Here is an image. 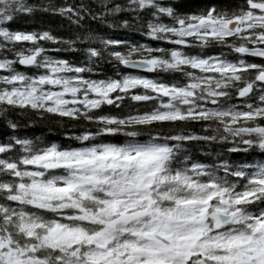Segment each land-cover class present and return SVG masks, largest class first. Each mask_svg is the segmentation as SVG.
Returning a JSON list of instances; mask_svg holds the SVG:
<instances>
[{
	"label": "snow or ice",
	"instance_id": "6c2138e0",
	"mask_svg": "<svg viewBox=\"0 0 264 264\" xmlns=\"http://www.w3.org/2000/svg\"><path fill=\"white\" fill-rule=\"evenodd\" d=\"M0 128V264H264V0H0Z\"/></svg>",
	"mask_w": 264,
	"mask_h": 264
},
{
	"label": "trees",
	"instance_id": "16d2710c",
	"mask_svg": "<svg viewBox=\"0 0 264 264\" xmlns=\"http://www.w3.org/2000/svg\"><path fill=\"white\" fill-rule=\"evenodd\" d=\"M70 2H71V0H70ZM59 23L60 22H59L58 18H57V22L55 24L50 25L46 18L32 19V18H29V17H22L21 19L16 21V23L13 25V27L16 30H20V31H33V30L39 31V30H43L46 27H52L56 34L65 35L66 36L68 34L67 30L65 28H60L59 27ZM110 34L114 35V36H116L118 38L128 40L131 43L146 44V45H148L150 47H168V45H166L165 43L160 42V41L151 40V39H149V38H147L145 36L140 35L139 32H136V31L119 29V30H116L115 32H110ZM27 46H28L27 44L24 45V47H27ZM45 46L48 47L50 45H45ZM120 50L123 51L125 49L122 48ZM134 58H136V57H134ZM249 59H258V58L249 57ZM103 68H104V72H105V74L107 76L114 75L113 66L112 65L105 63L103 65ZM120 71H129V70L128 69H124L121 66ZM133 74H136V73L133 72ZM141 75H144V74H141ZM153 75H146V76L151 77ZM160 78L163 79V80H169V79H171V75L168 74V73H161L160 74ZM124 103L127 106H131V108L133 110H143V109L148 108V107L151 106L150 104H146L144 102L137 103V102H133V101H130V100H126ZM128 110H129L128 107L124 108V111H128ZM119 113H120L119 109H116V108H114L112 106H108V105H105L100 110H97V114H100V115H104V114H113V115H115V114H119ZM18 118L22 122H25V123L27 122V117L26 116H22V117H18ZM65 123L67 124V126L69 128L76 127L77 131L79 130V128L81 126H87V127H90V128H94L95 127L94 125H90V124L89 125H85V122H83V121H81L79 125H73L72 122H69V121H65ZM190 128L192 130L196 131V132L200 131V125H198V124L190 125ZM2 131H3V129L0 128V132H2ZM22 131L27 132L29 135H33L34 134L36 136H40L41 134H43L47 138V140L51 141V142H57V143H62L63 142V136L60 134V132L56 131L55 129L52 132H49L48 128L44 124L37 123L33 127L28 128V129H24ZM195 158L200 159L202 161H206V158L203 157V156L197 155ZM232 158L236 159L237 157L234 154L232 156Z\"/></svg>",
	"mask_w": 264,
	"mask_h": 264
},
{
	"label": "water",
	"instance_id": "95a60500",
	"mask_svg": "<svg viewBox=\"0 0 264 264\" xmlns=\"http://www.w3.org/2000/svg\"><path fill=\"white\" fill-rule=\"evenodd\" d=\"M131 70V69H130ZM134 71H137V70H134ZM146 73V72H145Z\"/></svg>",
	"mask_w": 264,
	"mask_h": 264
}]
</instances>
